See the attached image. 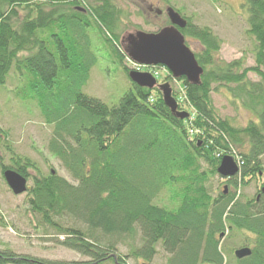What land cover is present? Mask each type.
I'll return each mask as SVG.
<instances>
[{
	"label": "trees",
	"instance_id": "obj_1",
	"mask_svg": "<svg viewBox=\"0 0 264 264\" xmlns=\"http://www.w3.org/2000/svg\"><path fill=\"white\" fill-rule=\"evenodd\" d=\"M247 2L249 34L257 46L256 66L251 68L242 69L241 62L219 63L218 38L184 19L186 27L179 32L202 46V52L194 54L202 73L195 84L185 77L173 78L184 89L178 92L186 107L178 105L171 90L177 111L187 114L179 118L157 88L131 82L126 67L122 68L129 72L130 87L116 105L82 93L91 69L99 63L91 52L92 27L96 24L110 35L119 28L120 14L111 0H0V87L12 71L18 82L14 97L35 105L52 128L48 151L76 183L52 171L37 172L26 191L28 208L64 237L59 245L90 258L86 264H123L114 255V246L102 239L131 236L136 228L143 244L131 255L146 262L160 243L172 256L168 264H221L218 238L224 222L258 237L251 256L237 264H264V193L255 214L246 205L233 203L231 194L211 199L205 187L208 174H215L225 155L236 161L234 154H239L237 162L243 165L226 182L234 190L264 171V0ZM115 50L120 61L126 57ZM248 73L260 82H248ZM213 84L235 85L229 92L257 120L244 128L220 120L211 104ZM229 148H236V153ZM10 162L4 167L0 156L2 177L12 169L27 180V170H36L27 158L12 156ZM202 165L211 171L202 172ZM165 189L170 191L169 200L176 202L173 210L153 203ZM65 218L81 223L84 230L60 227L57 221ZM8 263L55 264L0 256V264Z\"/></svg>",
	"mask_w": 264,
	"mask_h": 264
},
{
	"label": "rangeland",
	"instance_id": "obj_2",
	"mask_svg": "<svg viewBox=\"0 0 264 264\" xmlns=\"http://www.w3.org/2000/svg\"><path fill=\"white\" fill-rule=\"evenodd\" d=\"M111 1L120 14L119 28L116 30V35H110L104 33L96 24L92 27L93 29L89 33L91 52L97 56L99 63L91 69L89 79L82 88L84 95L98 99L107 106H114L118 103L130 87L131 82L126 73L134 71L149 73L155 78L156 84L168 83L173 94L176 95L178 105L186 107V103H182L181 93L178 92L184 89L178 80H173L166 67L140 66L126 57L120 61L115 50L118 48L120 50L122 46L120 42L131 33L138 31L157 34L163 28L168 27L169 21L166 16L168 8L179 14L181 18L189 20L192 25L200 29H209L218 38L221 47L216 59L219 63L241 62L242 69L256 66L254 51L257 46L249 34L247 0ZM20 14L23 15L24 12ZM185 40L193 54L202 52V46L196 40L191 38ZM122 67H126L129 72H126ZM246 78L252 84L260 82V78L254 73H248ZM17 85L16 76L11 71L5 85L0 87V130L3 141L0 145V156L3 166L6 168L11 166L10 158L12 156L29 159L35 165L36 170H27V190L32 186V178L36 176L37 172L47 175L54 171L58 176L76 185L60 161L48 151L52 128L45 124L35 105L23 104L14 97L13 91ZM234 87L233 84L227 86L213 84L211 86L213 91L210 94L211 104L220 120H226L234 128H244L248 121H256L257 118L246 111L235 93L229 92ZM176 112H178L177 109L174 113ZM190 133L197 134L201 131L190 130ZM229 150L236 153L237 149L229 148ZM234 156L235 162H237L239 154L236 153ZM262 161L264 166V158ZM201 171L206 173L211 169L202 165ZM206 180L205 187L211 199L231 194L233 203L246 205L248 211L257 214L256 196L260 195L261 190L264 189V171L262 174L258 173L256 177L246 178L247 185H243V182L237 190L228 187L227 179L220 177L216 172L215 174L209 173ZM169 193L170 191L165 189L154 199L153 203L173 210L176 207V202L169 200ZM57 223L63 228L84 230L81 223L69 218L57 221ZM252 231L255 232L253 228ZM222 233H224L223 239L218 240L219 251L226 259L222 264H236L237 260L233 253L237 249L255 246V235L247 230L238 229L233 224L226 223ZM63 238V236L58 237L55 230L42 223L40 217L29 210L26 192L20 196H14L0 175V256L12 254L15 258H29L55 264H86L90 262V258L59 245ZM109 238L103 237L102 243L114 246L113 253L122 260L123 264H168L172 258L163 250L160 243L155 247L157 251L155 256L148 262L141 257L132 256L131 251L141 248L143 244L142 236L137 228L131 236Z\"/></svg>",
	"mask_w": 264,
	"mask_h": 264
},
{
	"label": "water",
	"instance_id": "obj_3",
	"mask_svg": "<svg viewBox=\"0 0 264 264\" xmlns=\"http://www.w3.org/2000/svg\"><path fill=\"white\" fill-rule=\"evenodd\" d=\"M258 1V0H251ZM169 26L157 34L143 32L131 33L120 42L123 53L135 64L140 66H164L173 78L185 77L190 83H197L202 69L198 66L194 54L186 47L184 37L179 30L186 27V21L172 9H166ZM124 43V44H123ZM129 78L136 86L152 90L157 88L162 94L165 105L175 115L184 118L187 114L176 112V105L171 97L169 84H156V80L149 73L130 72ZM223 178L234 177L238 169L230 157H223L216 170ZM54 174V171H52ZM3 179L14 196H20L27 191V180L13 170H5ZM241 260L249 257L251 251L247 248L236 252Z\"/></svg>",
	"mask_w": 264,
	"mask_h": 264
},
{
	"label": "bare ground",
	"instance_id": "obj_4",
	"mask_svg": "<svg viewBox=\"0 0 264 264\" xmlns=\"http://www.w3.org/2000/svg\"><path fill=\"white\" fill-rule=\"evenodd\" d=\"M241 166H243V165H240V167H241ZM223 221H226V220L224 219ZM224 223L226 224L227 222H224ZM224 229H225V228H224ZM223 237H224V233H221L220 236H219V238H218V240L221 241V240L223 239ZM220 249H221V248H220ZM219 252H220V254H221V256H222V263H223V260H224V261L226 260V259H225V256L222 255L221 251H219ZM222 263H221V264H222ZM197 264H199V263H197Z\"/></svg>",
	"mask_w": 264,
	"mask_h": 264
},
{
	"label": "clouds",
	"instance_id": "obj_5",
	"mask_svg": "<svg viewBox=\"0 0 264 264\" xmlns=\"http://www.w3.org/2000/svg\"><path fill=\"white\" fill-rule=\"evenodd\" d=\"M244 259H246V258H244Z\"/></svg>",
	"mask_w": 264,
	"mask_h": 264
}]
</instances>
